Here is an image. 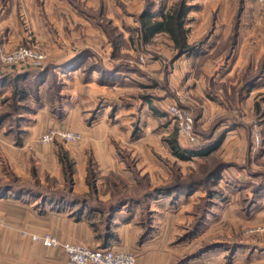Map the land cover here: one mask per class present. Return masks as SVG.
I'll use <instances>...</instances> for the list:
<instances>
[{
    "label": "rangeland",
    "instance_id": "374dc122",
    "mask_svg": "<svg viewBox=\"0 0 264 264\" xmlns=\"http://www.w3.org/2000/svg\"><path fill=\"white\" fill-rule=\"evenodd\" d=\"M10 1L0 0V80H11L19 72L40 73L55 57L54 54L48 55L51 48L42 46L33 36V29H38L37 22H30L23 16L20 11L22 0H15L13 6L10 5L11 9L7 5ZM104 1L125 2V10L126 7L131 9H127L126 14H133L141 26L140 17L148 7L159 15L162 7L167 12L180 0H140L143 5L137 14L132 13L131 0ZM187 3L192 6V18L200 20L194 27L197 35L196 42L192 44L194 52L198 54L206 47L207 53H201V59L196 61L183 62L177 51L174 49L171 53L164 41L139 43V33L133 35L136 36L137 49L134 48L133 54L123 56L126 73H132L137 82L129 79L125 87L106 95L109 99L104 102L108 105L105 116L113 131L111 134L125 130L127 144L137 136V154L128 147L116 145L133 181L126 176L112 174L99 186L100 171L92 162L91 150L84 149L88 160L85 157L81 159L82 155L71 150L76 146L80 148L84 142L85 136L79 128L82 125L90 127L102 109V102L98 106L85 103L75 88L79 86L69 84L68 80L65 81L69 83L64 84L63 79L71 76V72L48 69L39 85V97L31 94L22 104L28 106L27 110H32V100L45 102L51 112L60 111L57 114L58 125L49 126L39 139L52 131L56 137L48 144H40L39 139L38 143L43 148L56 145L62 169L55 173V177L40 181L35 173L36 160L32 157L35 172L26 180L17 178L2 162L0 185L12 182L25 192L21 197L15 191L0 193V224L4 223L0 232L10 230L7 227L12 221L14 223L22 216L29 218L31 228H37L39 224L44 225L38 221L42 213L62 211L71 217L73 225L63 217L59 227L71 234L74 244L99 249L102 246L99 243L105 238L113 234L119 238V234H123L121 229H112L111 226L107 231L106 214L91 212L89 206L108 211L110 206L124 203L122 207L127 210L137 205L135 213L132 211L131 215L127 211V215L134 219L132 224H137L136 231L146 243L141 247L140 239L137 244L130 242L125 251L136 254L142 264H264V53L257 61L259 46L264 42V6L258 0H187ZM218 13L227 14L226 21L229 15L234 14L231 22L234 26L231 34L229 25L227 30L223 26L222 37L214 42V15ZM42 23L44 28H58L54 22L52 25L51 22ZM245 25L250 32L247 31V41L245 34L239 32L238 35L236 30L245 28ZM109 27L106 25L107 29ZM39 30L43 28L39 27ZM68 32L64 30L66 36L63 39H70ZM237 37L240 45L247 48L238 53L243 58H239V65L237 63L231 77L224 78L221 83L219 77L224 71L225 61L222 52L237 43ZM118 41L114 40V45ZM214 46H219L217 51L213 50ZM20 48L27 51L20 53ZM30 54L42 57L39 68L35 66L39 63ZM154 56L161 59L160 66L148 69V61ZM97 63L98 66L103 65V61ZM87 67L86 62L80 64V77L86 78L84 69ZM34 80V77H29L25 82L31 92L36 87ZM13 89L12 83L0 85V114L13 112L10 107ZM61 102L65 103L66 111L62 109ZM75 105L81 107V116L77 118L69 112ZM172 108L192 116L196 141L177 133L176 123L170 116ZM77 127L78 131H71ZM64 134L77 135V139L67 140ZM175 135L184 150L202 148L211 141L207 139L209 135L214 136L213 139L224 137L212 155L182 160L170 144ZM27 150L35 154L32 147ZM215 170L219 174L211 179L210 175ZM84 175L85 182L81 181ZM190 185L193 186L190 192L173 191L179 186ZM80 201H86L88 207L82 210ZM53 220L46 214L47 227ZM86 220L94 226V239L87 237L84 227H74V222ZM25 232L37 234L38 229ZM114 242L118 244L119 239ZM37 244L33 240L30 242L29 264H39L33 257L39 252L35 247ZM0 248L8 249V246ZM15 256L12 264H22L21 259ZM0 257L5 255L0 252Z\"/></svg>",
    "mask_w": 264,
    "mask_h": 264
},
{
    "label": "crops",
    "instance_id": "0c3cea01",
    "mask_svg": "<svg viewBox=\"0 0 264 264\" xmlns=\"http://www.w3.org/2000/svg\"><path fill=\"white\" fill-rule=\"evenodd\" d=\"M13 2H15V0L7 2L10 9V5L13 6ZM122 3L123 2L119 1L106 2L104 0H22V6L20 9L21 13L28 21L37 22L38 29H33V36L38 38V41L41 42L40 44L42 46L45 45L51 48V52H48L49 56L51 54L55 55V57H53V60L55 61H50L47 64V67L56 70H64L69 64L70 69L68 73L71 72V76H67V78L63 79L64 84L67 85L70 82L69 84L79 86V88L75 87L79 93V98L87 104L98 106L99 102H102L100 105V108L102 109L99 110L90 127L84 125L81 127L79 126L81 133L85 136V140L82 142L80 148L78 146L73 149L71 148V150L77 151L82 155V157L80 156L81 159L83 157L87 159V151L89 152V150H91L89 155H91L92 162H95L100 171L99 186L100 183L108 181L112 174L119 177L126 176L133 181L132 174L127 170L125 161L119 157L116 145L119 144L122 148L128 147L131 149L130 151L133 150V153L137 154V136L133 138V141L127 144L125 141V130L118 134L114 132L116 136L115 134H111L113 131L110 130V127L107 124L109 121L105 116L108 111V105L104 102H108L109 99L106 95H109L108 93L113 90L118 91L125 87L126 83L129 82V79L137 82V78L134 77L132 73H126V61L124 60L123 55L126 53L131 55L134 53V48L137 49L135 44L140 25H138L137 19L133 14H126V10L131 9L126 7L125 10L124 5L126 4L125 2ZM130 4L133 11L132 13L137 14V10L142 8L143 2L140 0H131ZM155 9L157 10L158 8ZM159 11V15L153 13V19L160 20L162 14L166 13V8L164 9L162 7ZM233 15L234 14L229 15L227 20L228 23H226L227 21L225 18L227 17V14L218 13L214 15V18L216 19L214 29L215 35L213 36L214 42H216V39L222 37L223 34L221 33L223 31V26L225 27V30H227V25H229V34L233 32L232 29L234 25L231 24L235 16ZM43 21L51 22V25L54 22L53 25L57 24L55 25V28L57 26L59 29L57 28V30H53L54 27H52L51 30L41 27L43 26ZM198 21H200L198 18H192L191 13L188 14L185 28L187 30V41L190 45L197 40L195 28L197 27L196 24ZM106 25L110 27L107 29ZM64 26L65 28L62 29ZM33 27H35V25ZM39 27L43 28V30H39ZM237 28H239V26H237ZM64 30L69 31L67 34L68 38H70L69 40L63 39V37L66 36V34L63 33ZM236 30L238 35L239 32H241L242 35L245 34L244 39H247L246 35L249 32L248 25H245V28H239ZM56 32L58 34H56ZM133 35L136 36L133 37ZM117 39L119 41L114 45L113 42ZM158 41H164L166 45L169 46L171 53H173V50L175 49L174 44L166 33L156 34L149 42L156 43ZM218 47L219 46H214L213 50L217 51ZM245 48H247V46L245 45L242 47L237 37V43L229 46L228 50L226 49L227 51H221L224 54L225 61L223 65L224 71L220 74L219 82L222 83L225 81L224 78L228 79V77H231L230 75L232 74L233 69H236L239 65V58H243L242 56L239 57L238 53H241L240 51L244 52L243 49ZM250 49H252V47H250ZM206 50L207 48L204 47L198 54L194 51L189 54H184L181 56L180 60L183 62L189 60L196 61L201 59V53H207L205 52ZM258 51L260 52V55L258 56L259 58L257 61L260 60L261 55L264 53V42L259 46ZM226 52L227 55L225 54ZM81 57H84L82 62L88 63V66L100 67L101 69L98 71H92V73L88 74L86 78L80 77L78 70H81L78 69L80 66L78 64L79 58ZM150 59L151 60L148 61L149 64L147 65L148 69L157 67L158 65L160 66V58L154 56ZM97 61H103V65L100 64L98 66ZM147 78L150 79L149 77ZM65 80H68L69 82L67 83ZM9 90L11 91V89ZM1 94L0 91V98L2 97ZM32 103L33 107L30 108L32 110H27L29 108L26 105V107L21 110L18 118L17 130L14 127H9V124L7 123L0 124V156L2 159L0 165L4 161V163L9 166V171L13 172L17 178L28 180L31 178L30 174L35 172L32 165V157H35V173L37 174V178L40 181H45L48 177H55V173L61 172L62 167L59 161V152L56 145L43 148L39 145L38 139L49 128V126L56 125L57 122H59L57 120V114H59L60 111L59 113L53 112V110L51 112V108L45 102L38 103L32 100ZM60 105H62V109H65L66 111L67 107L65 103L61 102ZM69 112L72 113V117L77 118L78 116H81V107L75 105L70 108ZM69 112L67 111V113ZM28 116H31V118H28ZM79 129L77 127V129L73 128L71 131H78ZM29 147L33 148L35 154H31L27 150ZM84 149L87 150L86 153H84ZM85 179L86 175H84L81 181L85 182ZM21 208H24V206H21ZM46 209L47 208H44V211H46ZM56 209L57 208H55V210ZM136 210L137 205L132 209L127 210L122 207L119 211H115L110 226L112 229L114 227L121 229L123 236L119 234L118 238L117 234H113L112 237L105 238L101 244L99 243V245H102L99 249L109 248L116 251H125L127 244L130 242L137 244L139 239L141 247L146 245L136 231L137 224H132L134 219L127 215V211L132 215V211L135 213ZM46 214L54 219L51 221V224L48 225L49 227L45 224ZM63 217L67 219L71 218L70 216L63 214L62 211H46L41 214V220H38L44 225L39 224L37 228H31L28 217L26 218L22 216V218L16 219L14 223L12 221L9 225L10 227H7L10 230H6L5 233L2 231L0 232V246H8V249L1 250L0 248V252L5 255V257H0V264H12L15 255L21 259L22 264H29L31 258L30 242H32V240L29 237L23 238L21 233L25 231L29 232L31 229H38V235L50 234L62 243L74 244L71 234H67L59 227ZM55 220H57V225ZM68 222H71V219H69ZM86 222H74V227H84L87 231V237L94 239V226L91 222L87 220ZM122 222L124 223L122 224ZM1 223L0 229H2L1 227H3L4 224L3 222ZM72 223L73 222L70 224L73 225ZM19 224L20 226H18ZM132 229L134 230L131 231ZM118 239L120 244L114 242ZM35 247L37 252H39L36 253L37 256L33 257L39 264H67V258L61 249L47 248L42 244H37ZM133 252L136 253L135 251ZM134 255L136 257V264H142L141 258H137L136 254ZM8 256L11 257V259H8Z\"/></svg>",
    "mask_w": 264,
    "mask_h": 264
},
{
    "label": "trees",
    "instance_id": "16d2710c",
    "mask_svg": "<svg viewBox=\"0 0 264 264\" xmlns=\"http://www.w3.org/2000/svg\"><path fill=\"white\" fill-rule=\"evenodd\" d=\"M192 10V6H189L187 3V0H180L178 3L174 4L166 13L162 14L160 20H155L154 15L149 9L140 17V28H139V36L138 40L139 43H147L151 38H153L156 34L159 33H166L170 39L172 40L174 44V48L178 53V56H182L184 54H189L194 51V46L188 44L187 41V30L185 28L187 17L190 11ZM84 60V57L79 58V64L82 63ZM69 64L64 68L65 71H69ZM48 69H51L50 67H47L44 69V71L37 73V74H28L27 72H19L16 77L13 79H6L3 78L0 80V85L5 86L6 84H13L14 89L11 96V102L10 107L13 109V112H5L0 114V124L7 123L9 126L14 127L16 130L18 128V118H19V110L21 111L23 108H25L27 101V98L33 94L35 97H39V85L42 84V77L46 76V71ZM100 67H94L89 65L87 68L84 69L86 74L92 73V71H98L100 70ZM29 77H34L35 81V90H28V85L25 84L26 80ZM224 136H219L218 138H214V136L209 135L207 139H210L211 141L204 145L202 148L197 150H184L176 137V135L170 139V144L172 146L173 151L175 154L182 160H188V159H195V158H203L207 157L209 155H212L214 152L217 151L219 148V145L222 141ZM64 161V158L63 160ZM68 169V167H66ZM218 170V169H217ZM215 170L210 175V178L213 179L216 175L219 174V171ZM182 189V190H181ZM193 189V186H179L178 188H175L173 191H187L190 192ZM17 192V195L20 197L25 192L21 186H17L15 183L8 182L0 185V193L1 194H8L11 192ZM38 194V193H37ZM80 207L83 209H86L88 207V204L86 201H80ZM79 204V203H75ZM125 205L124 203L114 204L110 206L109 210L106 211L104 209L98 208V207H90V211L95 213H100L101 215L106 214L105 222H107V231L110 229V223L111 219L115 213V211L119 208ZM99 226V225H98ZM97 226V227H98Z\"/></svg>",
    "mask_w": 264,
    "mask_h": 264
},
{
    "label": "built area",
    "instance_id": "2783aa9c",
    "mask_svg": "<svg viewBox=\"0 0 264 264\" xmlns=\"http://www.w3.org/2000/svg\"><path fill=\"white\" fill-rule=\"evenodd\" d=\"M258 1L262 6H264V0ZM24 51L27 50L20 48V53ZM30 55L37 63H39L35 65L39 68L42 57L32 54ZM170 116L176 123L177 133L180 136L186 135L193 142L196 141V137L193 133V118L188 112L172 108ZM56 135L57 134L52 131L42 136L39 139V143L43 145L48 144L52 142ZM64 137L67 140H72L73 138L77 139V135L74 134H64ZM22 235L31 238L34 242L40 243L47 248L61 249L67 258V264H136V257L126 251H116L109 248L91 249L82 245L62 243L50 234L37 235L23 232Z\"/></svg>",
    "mask_w": 264,
    "mask_h": 264
}]
</instances>
